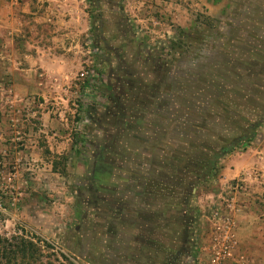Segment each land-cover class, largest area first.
Segmentation results:
<instances>
[{
	"label": "rangeland",
	"instance_id": "rangeland-1",
	"mask_svg": "<svg viewBox=\"0 0 264 264\" xmlns=\"http://www.w3.org/2000/svg\"><path fill=\"white\" fill-rule=\"evenodd\" d=\"M185 85L205 100L194 124L220 131L207 144L192 136L193 148L217 151L261 127L214 179L165 189L138 226L141 214L114 209L144 172L139 145L162 126L171 137L166 117L155 126V99L169 93L177 108ZM263 139L264 0H0L2 237L48 241L73 264H264L262 169L256 181L232 176L253 165L246 155L222 176L224 159ZM168 193L186 202L174 236Z\"/></svg>",
	"mask_w": 264,
	"mask_h": 264
},
{
	"label": "trees",
	"instance_id": "trees-1",
	"mask_svg": "<svg viewBox=\"0 0 264 264\" xmlns=\"http://www.w3.org/2000/svg\"><path fill=\"white\" fill-rule=\"evenodd\" d=\"M96 45V42L94 43ZM222 109L230 111L231 105L226 99L225 102L220 104ZM213 107V103L211 105ZM238 105L233 106L232 111H236L239 114ZM89 111H87L88 113ZM198 116H202V113H197ZM196 117V116H195ZM261 127V123H256L246 130L244 136L237 140L236 144L223 146L219 150H208V147L202 145L199 149L198 146H194V139L191 137L193 134L189 135V140L187 145L192 149L191 153H186L183 157L178 154L174 157L165 159L164 161L160 159H155L148 162V165L144 167V172L138 177H133L134 180L133 190H138L135 192L134 196L140 199L149 198V194L152 191H159L160 193H165V189H169L170 192L174 193L182 181L190 180L189 185L197 186L198 184L205 183L211 179H214L217 175L219 162L227 155L231 154L234 148L240 144H249L255 137L257 130ZM219 136V135H218ZM217 138L219 139V137ZM198 140L197 136L195 141ZM208 153L210 156H208ZM102 155H99L101 159ZM164 162V163H162ZM191 178V179H190ZM171 193V194H172ZM169 194V193H168ZM167 194V195H168ZM169 195V199H172L173 195ZM162 195V194H160ZM166 195V196H167ZM142 197V198H141ZM175 197V195H174ZM167 198V197H166ZM159 199H162L160 197ZM127 201L121 203L115 211L116 214H126L128 206H126ZM130 202V201H129ZM114 204H108L107 208L111 210ZM170 206V207H168ZM164 210L172 211L171 220L175 222L177 212L184 210L186 207V202L182 198H175L174 204L166 203ZM174 215V218H172ZM58 254V255H57ZM54 251V246L48 241L42 240L40 238H28L24 233L22 235H16L11 237H2L0 235V264H73V262L62 254Z\"/></svg>",
	"mask_w": 264,
	"mask_h": 264
},
{
	"label": "crops",
	"instance_id": "crops-1",
	"mask_svg": "<svg viewBox=\"0 0 264 264\" xmlns=\"http://www.w3.org/2000/svg\"><path fill=\"white\" fill-rule=\"evenodd\" d=\"M185 90L188 93L187 96H185L184 98L188 99V102H183L182 104H179L177 106V108H174V102L172 101L171 97L172 95L167 93V94H160L159 97H157V99H155V103L159 102L156 105V110L153 111V120L155 123V126L157 128L161 127L163 125V120L166 119L168 120L169 123H171L172 129H171V137L168 136L170 133V131L166 132L165 126H162L161 129H157L155 132V138L153 140L154 143L152 144H148L146 142L141 143L138 148V150H140L141 153H135V164L134 166H136L138 169L141 168L142 166H147L149 161L155 160V159H161L165 158H172L175 155H179L181 157H183L187 152L191 153L192 149L190 148L189 145H187L186 143H188V138L189 135L191 134H195V139H196V134L197 132L200 134L198 135L199 137L198 140H196V142L200 141V136L203 137V133H206L207 136L205 137L204 143L207 144L208 142V137L209 135L215 134V136L220 134V131L218 130H213L210 131L209 133H207L206 130L201 128L202 123H198L199 127H197V123L194 124V117L198 116L197 113L201 114L202 110V106L200 103H203L205 100L202 98V96L200 95L201 93L197 94V88L192 87V85H185ZM196 97H200V101H196ZM193 99V100H192ZM199 102V103H197ZM199 104V105H197ZM140 121V120H139ZM179 122H181V124L183 125V127H178L177 125L180 124ZM168 126V125H167ZM207 129V128H206ZM208 130V129H207ZM202 133V134H201ZM162 137H161V136ZM168 136V137H167ZM158 138H160L158 140ZM167 140V143L164 140ZM192 139V137H191ZM202 139V138H201ZM264 140V139H263ZM204 144V145H205ZM254 144V143H253ZM250 145L248 146L245 150H241L242 152L236 153L235 155H233V157L229 160L227 158L224 159L223 162V169H222V176L225 177L228 174V170L231 169V166H229V162H237L239 158H243L244 156H250L251 158V163L253 164L252 166L249 167H243V165H239V163H236L234 170H229L232 173V176H239L241 173H244L245 171H251V173L255 172L254 175V179L253 180H257L258 177V171H260L262 169V172L264 174V141L262 143H255L254 145ZM199 145V149L202 148L203 144L198 143ZM203 149V148H202ZM167 150V151H166ZM166 151V152H165ZM165 153V154H164ZM162 154V155H161ZM164 154V155H163ZM248 156V157H249ZM237 157V158H236ZM165 160V159H164ZM137 170V169H136ZM135 173H132L131 176H135L138 177L139 173H136V171H134ZM264 176V175H261ZM132 177V178H133ZM131 181L133 182L134 180L131 179ZM134 183V182H133ZM127 184L129 185V180H127ZM128 185L126 186V189L123 190L124 192H121L122 195V199H120V202L122 203L123 200L127 201L125 204L126 206H128L127 212H126V216L131 215V211H135L137 214H141L139 215L140 217H136L134 219V221L138 223H140V225L143 223V216H145L144 214H146L147 212H152L153 214L156 213L157 209L159 208L160 204L158 205L157 202H159L161 199H159L160 197H162V201H164V197L165 196H161L160 194H164V193H160L159 191H152L151 194H149L150 196H148L149 198L146 199H140L137 196L135 197L134 194L136 191L138 190H133L132 186L130 187V189L128 188ZM130 201V202H129ZM168 204L175 203V197L173 195L172 199H169V194L167 195V201ZM170 207V206H168ZM158 213V211H157ZM170 213L174 214L173 209L170 212L168 210L167 212V218L169 219L170 217ZM172 218H174V215H172ZM173 221V220H172ZM135 222V223H136ZM170 222H168L169 224ZM167 224V225H168ZM171 227H168V234H171L172 236H174V221L171 222ZM139 226V224H138ZM156 229H158V227H154Z\"/></svg>",
	"mask_w": 264,
	"mask_h": 264
},
{
	"label": "built area",
	"instance_id": "built-area-1",
	"mask_svg": "<svg viewBox=\"0 0 264 264\" xmlns=\"http://www.w3.org/2000/svg\"><path fill=\"white\" fill-rule=\"evenodd\" d=\"M80 77H81V78H85V73H81V74H80Z\"/></svg>",
	"mask_w": 264,
	"mask_h": 264
}]
</instances>
